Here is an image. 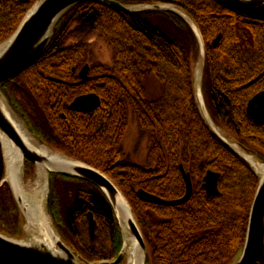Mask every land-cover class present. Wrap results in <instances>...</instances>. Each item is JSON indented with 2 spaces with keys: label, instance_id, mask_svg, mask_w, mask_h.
<instances>
[{
  "label": "trees",
  "instance_id": "obj_1",
  "mask_svg": "<svg viewBox=\"0 0 264 264\" xmlns=\"http://www.w3.org/2000/svg\"><path fill=\"white\" fill-rule=\"evenodd\" d=\"M36 1L0 0V44L14 34ZM116 1L126 5L170 2ZM176 1L194 19L205 42L203 93L210 115L245 151L264 163V125L254 123L246 113L250 99L264 91V22L241 17L212 0ZM220 34L222 40L214 46ZM93 35L113 50V66L100 65L103 76L87 85L103 97V105L91 114L66 108L64 121V106L82 91L68 96L65 87L49 78L66 79L72 68L82 66ZM197 54L192 31L174 14L144 12L123 17L110 6L87 1L63 16L42 57L1 87L40 142L100 170L119 186L145 237L147 264H233L246 240L258 179L200 116L193 81ZM151 76L164 92L148 101L144 81ZM16 81L24 91H8ZM129 115L136 118L141 136L149 141L148 159L154 167L123 160L121 144ZM181 165L193 182L188 203L165 207L137 198V189L167 200L181 198L185 194ZM209 170L221 174L220 196L209 197L202 189ZM34 173L35 166L26 161V178H33ZM4 177L0 145V183ZM49 212L64 241L83 261L118 256L120 227L107 199L94 185L51 175ZM89 212L97 223L94 240ZM23 225L11 189L4 184L0 187V233L20 239ZM103 245L107 252L98 249Z\"/></svg>",
  "mask_w": 264,
  "mask_h": 264
},
{
  "label": "water",
  "instance_id": "obj_2",
  "mask_svg": "<svg viewBox=\"0 0 264 264\" xmlns=\"http://www.w3.org/2000/svg\"><path fill=\"white\" fill-rule=\"evenodd\" d=\"M87 1L110 6L121 12L123 17L144 12L171 13L189 26L198 47L193 68V81L200 116L206 127L247 163L258 179L250 209L245 244L233 264H264V177L258 174L251 159L261 166H264V163L245 151L229 133L215 123L210 115L203 93L206 66L205 42L194 19L176 5V0H170L169 3L138 5H126L116 0H38L27 12L14 34L0 44V145L5 164V177L0 187L4 184L9 185L24 221L23 237L20 239L0 233V264H120L121 262L132 264L131 258L134 259L135 264L136 261H139L138 264H147L149 249L145 237L129 200L119 186L100 170L54 151L40 142L14 111L1 90L2 86L12 82L42 57L50 46L55 35V28L63 16L75 6ZM212 1L241 17L264 22V0ZM221 40L222 34L213 41V45H218ZM88 69L89 67L85 66L81 76L84 77ZM101 103L98 95L87 94L77 97L70 105V109L75 112L92 113L101 107ZM246 112L254 123L264 125V91L251 98ZM26 161L35 166L33 178H26ZM180 171L185 183V194L181 198L167 200L143 189H137V198L145 203L153 202L165 207L182 206L188 203L194 192L193 182L190 173L182 165ZM42 173L44 177L39 184ZM51 175L85 181L103 193L121 230L122 247L116 258L85 262L64 241L49 212ZM27 179L32 182L28 189H26ZM220 179V173L212 170L206 172L202 189L205 190L207 196L221 195ZM41 188L44 193L39 199L41 200L39 207L41 206L43 219L36 222L33 221L35 213L32 197L41 191ZM24 189L30 193L25 195ZM81 202L88 205L84 199ZM87 216L90 237L94 240L97 223L92 212H89ZM131 244L134 245V249L130 256L127 249L131 248Z\"/></svg>",
  "mask_w": 264,
  "mask_h": 264
},
{
  "label": "rangeland",
  "instance_id": "obj_3",
  "mask_svg": "<svg viewBox=\"0 0 264 264\" xmlns=\"http://www.w3.org/2000/svg\"><path fill=\"white\" fill-rule=\"evenodd\" d=\"M37 1L34 3V5L37 3ZM240 30L241 33L245 32L242 27L240 28ZM90 39H94L95 42L87 52L86 62L89 63L91 67L97 64H101L105 67L111 68L113 66L112 47L106 44L97 35L91 36ZM144 86L145 99L148 101L157 100L161 95H163L164 88L154 76L147 78L144 81ZM121 148L123 153V160L125 162L144 166L146 168L154 167V163H152L148 159L149 141L147 138L141 136L136 118L133 115H129L128 128L123 138ZM31 183L32 182L30 181V179H27L26 189L30 187ZM67 238L71 240L69 237ZM100 241H103L101 236ZM98 249H102L107 252V247H105V245H103V248L102 246H100Z\"/></svg>",
  "mask_w": 264,
  "mask_h": 264
},
{
  "label": "flooded vegetation",
  "instance_id": "obj_4",
  "mask_svg": "<svg viewBox=\"0 0 264 264\" xmlns=\"http://www.w3.org/2000/svg\"><path fill=\"white\" fill-rule=\"evenodd\" d=\"M94 42H95L94 39L89 42L90 45H89V47L87 49V52H88L89 48L94 45ZM86 59H87V53H86ZM86 59H85V62L83 63L82 66L72 68V70H71V76L70 77H67L66 79H62V78H51L50 79L49 78L51 81H54L56 83H59V85L65 87V89L67 91L66 94L68 96H69V94L73 93L75 90L76 91H82V92H80V94L76 95L69 103H67V105L64 106V109L62 110V118L64 119V121H66V119H67V117H66V113L67 112L65 111V109L68 108L69 111H72L70 109V105L72 104V102L77 97H80V96H83V95H87V94H96V95H98L101 98V102H102L101 103V107L103 105V97L101 95L97 94L96 92H94L93 90H90L89 88H87V85L88 84L94 83L95 80H97L101 76H103V75L100 74L101 73V69H100L99 66L101 64H97V65H94L93 67H91L90 64L86 62ZM85 66H88L89 69L87 70V72L85 73V75L83 77V76H81V73H82V71H83V69H84ZM52 79H57V80H52ZM83 79H86V80L83 81ZM15 89H20L21 91H24V89L21 87V85H19L17 83V81L14 82L11 86H9L8 91H10V92H13V91L16 92ZM72 112H74V113H81V112H75V111H72ZM81 114H91V113H81ZM219 183H220V181H219Z\"/></svg>",
  "mask_w": 264,
  "mask_h": 264
},
{
  "label": "bare ground",
  "instance_id": "obj_5",
  "mask_svg": "<svg viewBox=\"0 0 264 264\" xmlns=\"http://www.w3.org/2000/svg\"><path fill=\"white\" fill-rule=\"evenodd\" d=\"M252 164L254 166V168L256 169V171L258 172V174L261 176V177H264V166H261L259 164H257L254 160H252ZM43 173L41 175V178L39 180V184H41V179L43 178ZM45 187V186H44ZM43 187V188H44ZM40 188V187H39ZM43 188H41V191H39L37 194H35L33 197H32V201H33V212L35 213L34 215V218H33V221H36V222H39L41 221L43 218V215H42V211H41V206L39 207V203L41 202V200H39L41 198V196L43 195L44 193V190ZM39 190V189H38ZM24 193L25 195L29 194L30 192H27V190L24 189ZM133 242V241H132ZM131 249V250H130ZM133 249H134V245L131 244V248H128V254L131 256L133 254ZM130 260V259H129ZM131 263L132 264H135V261L133 258H131ZM139 261H136V264H138Z\"/></svg>",
  "mask_w": 264,
  "mask_h": 264
}]
</instances>
